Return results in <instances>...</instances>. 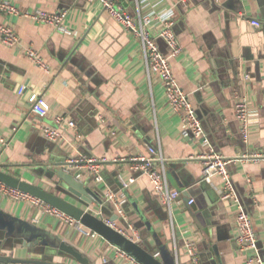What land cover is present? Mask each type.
<instances>
[{"label": "crops", "instance_id": "crops-1", "mask_svg": "<svg viewBox=\"0 0 264 264\" xmlns=\"http://www.w3.org/2000/svg\"><path fill=\"white\" fill-rule=\"evenodd\" d=\"M9 1L26 12L65 11L66 24L77 36L0 12V25L12 27L21 40V47L10 48L0 35V135L8 143L0 145V171L55 192L52 184L57 177L51 178V172L71 157L105 159L102 183H96L87 170L78 171L83 174L80 181L98 197L90 196V213L117 218L132 238L128 239L149 252L161 253L158 259L164 258L165 264H190L188 241L197 244L203 264H246L234 241L237 209L222 199V180L201 181L203 163L198 157L209 148L227 158L262 154L259 161L232 162L228 170L252 217L264 259V0H187L185 4L115 0L135 19L174 11V32L183 51L172 60V69L196 109L210 147L182 136L181 118L172 111L161 80L147 73L139 39L111 17L101 2ZM253 20L261 26L253 27ZM162 27L155 19L149 30L157 36ZM157 42L168 54L167 45L161 39ZM28 46L39 53L48 70L25 55L23 48ZM21 86L26 87L23 95L18 94ZM237 91L249 102L248 143L235 117L233 94ZM31 94L45 98L50 106L47 118L32 113ZM57 115L73 120L76 127L60 141L50 142L42 136L41 127L54 125ZM142 155L154 158L159 168L164 165L171 188L179 193L170 208L147 177L122 161ZM65 169L77 172L74 167ZM108 192L125 194L126 219L117 217L106 198ZM32 229L43 236L32 239ZM23 240L32 242L31 247L24 248ZM59 243L73 248L87 264H138L88 228L0 194V255L82 264L69 254L53 256L54 250L60 252Z\"/></svg>", "mask_w": 264, "mask_h": 264}, {"label": "built area", "instance_id": "built-area-1", "mask_svg": "<svg viewBox=\"0 0 264 264\" xmlns=\"http://www.w3.org/2000/svg\"><path fill=\"white\" fill-rule=\"evenodd\" d=\"M99 1L102 3L104 10L113 17L118 23H120L125 30L132 33L137 37L142 46V53L144 63L149 76L156 75L161 80L165 95L172 111L178 114L181 118V134L185 138H191L196 142H201L203 145L210 147L209 139L207 138L204 127L197 116L196 109L187 97L186 93L180 86L177 78L174 75L171 62L180 56L183 51L177 36L174 32V17L173 10L164 13L157 17H142L137 16V19L133 18L127 13L122 6L118 5L115 0H89ZM187 0H177L179 4H185ZM0 12L6 16L14 17L19 16L29 19L35 23L50 25L54 27L59 33L67 36L76 37L77 33L71 30L66 24L67 13L65 11L50 13L44 10H36L34 12H26L20 10L9 0H0ZM159 20L163 23L162 30L157 36H154L149 27L154 20ZM253 27H260L261 23L258 20L251 21ZM0 35L2 42L5 46L10 48L21 47V40L16 34L15 30L8 25H0ZM157 39H161L168 47L169 52L165 54L161 51ZM25 55L37 66L42 69L48 70V66L45 61L34 50V48L28 46L24 47ZM26 91V87L21 86L18 94L23 95ZM234 111L235 117L238 121L242 139L245 143L250 140L251 123L249 115V102L247 98L241 93L234 92ZM29 103L32 113L41 119L48 117L50 112V106L44 97L38 94H31L29 97ZM103 122L104 118L100 117ZM76 124L73 120L64 115H57L54 118V125H43L41 127L42 136L50 142H58L65 137V133L69 129H74ZM0 145L7 147V139L0 135ZM152 153L156 151L151 150ZM262 154H253L247 156L246 154L240 158H227L209 148V152L200 155L198 158L203 163L201 181L206 183H213L215 179H220L223 182V195L222 199L235 205L237 209L236 213V235L235 244L239 253L246 256V264H264V259L261 255L258 238L254 228L253 220L250 213L242 204L233 181L229 174L228 166L232 162L239 161L241 159L259 161L262 158ZM155 159L146 156L130 157L129 159H122L123 162H127L133 172L147 177L153 186L154 191L161 197L162 201L170 208L173 201L179 198V193L173 190L169 184L167 173L164 165L159 168L155 164ZM105 159L86 158V157H71L67 166L69 169L73 167L77 169L75 173L76 178L81 180L83 174L78 171L87 170L93 176L96 183L103 182V176L101 172L102 164ZM134 182L131 180L130 183ZM248 183L251 185L252 181L249 179ZM125 188L128 184L124 185ZM0 194L8 199L16 202H23L30 204L40 209L44 214L55 217L59 220H63L70 225L78 224L79 222L61 212L57 208L46 204L42 200L22 192L18 189L11 188L6 184L0 182ZM106 198L110 201L117 213L118 218L126 219L123 212V205L126 201L125 194H114L108 192ZM193 200L189 204H193ZM104 223L125 236L130 238L127 229L119 226L117 221H111L110 219H104ZM128 225V223H127ZM129 228L132 229L128 225ZM132 239V238H130ZM186 253L189 257L190 264H203L201 261L200 253L197 244L193 241L185 242ZM119 254L129 258L133 262H136L127 254L119 250ZM136 264V263H135Z\"/></svg>", "mask_w": 264, "mask_h": 264}, {"label": "water", "instance_id": "water-1", "mask_svg": "<svg viewBox=\"0 0 264 264\" xmlns=\"http://www.w3.org/2000/svg\"><path fill=\"white\" fill-rule=\"evenodd\" d=\"M65 167H68L67 164L59 165V169L51 172V178L57 177V181H53V189L55 192L49 191L37 185H33L26 181H23L19 178H16L6 172L0 171V182L6 184L7 186L18 189L22 192L28 193L46 204L51 205L54 208H57L61 212L70 216L77 222H79L83 227L88 228L95 234L101 236L111 245L116 247L118 250L124 252L138 264H165L164 258L163 261L158 259L159 252L147 251L143 249L139 244L131 241L120 233L116 232L109 226L104 223L103 217H97L90 213L89 209L93 203L92 199L98 198L95 193L76 178V175L71 171H66ZM168 176V175H167ZM93 196L92 199H90ZM67 197L75 201H79V206L75 203H72L67 199ZM99 202V200H98ZM188 202V201H187ZM83 206V207H82ZM111 221H117L110 219ZM31 238L34 239L35 236H43L37 230L32 229ZM26 237V235H23ZM28 238V237H26ZM30 238V241H33ZM40 238V237H37ZM37 241V240H36ZM35 241V242H36ZM32 242H27L25 240L21 241V244L24 248H30ZM60 251L55 253L53 256L61 255L62 258H67V254L71 256V259H75L79 263L87 264V261L82 258L81 255L76 253L73 248L67 247L65 243H59L57 246ZM45 252V251H44ZM40 254L43 252L40 251ZM68 256V257H70ZM0 264H67L63 262H54L51 258L44 259H27V258H15L7 255H0Z\"/></svg>", "mask_w": 264, "mask_h": 264}]
</instances>
